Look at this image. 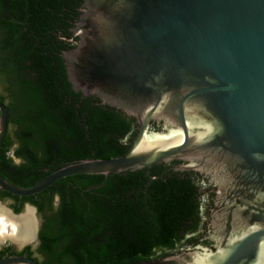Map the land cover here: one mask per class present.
I'll use <instances>...</instances> for the list:
<instances>
[{
    "label": "water",
    "instance_id": "1",
    "mask_svg": "<svg viewBox=\"0 0 264 264\" xmlns=\"http://www.w3.org/2000/svg\"><path fill=\"white\" fill-rule=\"evenodd\" d=\"M62 53L75 92L135 120L127 152L69 164L29 188L0 175V192L37 195L57 181L178 162L214 188L213 248L132 264H264V0H83ZM151 122L161 123L159 130ZM7 109L0 103V148ZM32 238L37 240L36 209ZM13 218L23 214L8 211ZM0 264H38L8 256Z\"/></svg>",
    "mask_w": 264,
    "mask_h": 264
},
{
    "label": "trees",
    "instance_id": "2",
    "mask_svg": "<svg viewBox=\"0 0 264 264\" xmlns=\"http://www.w3.org/2000/svg\"><path fill=\"white\" fill-rule=\"evenodd\" d=\"M82 3L0 0V103L7 109L0 175L18 187L69 164L120 157L136 134L134 119L75 92L67 79L62 53L75 47L69 40L77 41L72 28ZM175 165L114 174L97 188L103 176L79 175L34 196L1 192L14 213L30 204L41 220L35 252L26 246L14 255L38 264H132L197 243L207 188Z\"/></svg>",
    "mask_w": 264,
    "mask_h": 264
},
{
    "label": "flooded vegetation",
    "instance_id": "3",
    "mask_svg": "<svg viewBox=\"0 0 264 264\" xmlns=\"http://www.w3.org/2000/svg\"><path fill=\"white\" fill-rule=\"evenodd\" d=\"M96 99L98 101H100L98 98H96ZM160 124L161 123L151 122L150 123V127L151 128H158L159 129L160 128ZM178 164L179 163L177 162V165ZM195 174H197L200 177V179L202 181V184L204 185V187L207 188V192H206V194L204 196V199L208 203V214L205 217L204 229L201 230V233L203 234V236L200 237V239H199V241L197 243H193V244H190V245H188V246H186L184 248H181L178 252H184V251L194 250L196 248V246H204V247H207V248H213V244H214V242L212 241V239L209 238V237H207V235H206L207 234V231L210 230V228H209L210 211L214 207L213 206V197H214L213 190H214V188L212 186H210L208 184V182L206 181V179H204L200 174H198V173H195ZM0 201H2V200H0ZM4 201L5 202H8V205L10 207L11 201L10 200H4ZM11 211H13V210L11 209ZM38 231H39V229H38ZM12 237L14 238V235ZM37 241H38V233H37ZM38 245H39V242H38ZM26 246H28V245H25L22 248L17 249L16 248L17 247V244L14 243V242H12V243H9L6 246H0V252H3V257L14 256V254L21 253ZM31 250H32V248H31Z\"/></svg>",
    "mask_w": 264,
    "mask_h": 264
},
{
    "label": "bare ground",
    "instance_id": "4",
    "mask_svg": "<svg viewBox=\"0 0 264 264\" xmlns=\"http://www.w3.org/2000/svg\"><path fill=\"white\" fill-rule=\"evenodd\" d=\"M0 218V234L4 233L5 222H9L14 227V238L17 242H26L32 238L34 224L31 212L27 211L16 219L11 217L9 213L2 211Z\"/></svg>",
    "mask_w": 264,
    "mask_h": 264
},
{
    "label": "rangeland",
    "instance_id": "5",
    "mask_svg": "<svg viewBox=\"0 0 264 264\" xmlns=\"http://www.w3.org/2000/svg\"><path fill=\"white\" fill-rule=\"evenodd\" d=\"M15 162L19 163V160L15 159ZM10 210L11 209H10V207L8 205V202L0 201V213L2 211H5L6 213H8V211H10ZM23 213H24V207H23L22 211L20 212V214H23ZM35 220L37 222V228L39 229L41 220H40V217L37 214V211L35 212ZM38 229H37V233H38ZM13 235H14V227H13V225L10 224L9 222H5L4 233L0 234V246H6L9 243H12V239H14L12 237ZM26 245L30 246L32 248V251L35 252V250L37 248V245H38V241L36 240L35 242L30 243V244H26ZM16 248L20 249L22 247L17 246ZM178 253H181V252H177L176 254H178ZM176 254H173V255H176ZM35 257L39 258L38 254L35 253Z\"/></svg>",
    "mask_w": 264,
    "mask_h": 264
}]
</instances>
